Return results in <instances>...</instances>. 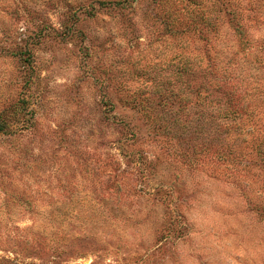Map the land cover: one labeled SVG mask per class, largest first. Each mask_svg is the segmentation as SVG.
Masks as SVG:
<instances>
[{
	"label": "rangeland",
	"instance_id": "1",
	"mask_svg": "<svg viewBox=\"0 0 264 264\" xmlns=\"http://www.w3.org/2000/svg\"><path fill=\"white\" fill-rule=\"evenodd\" d=\"M0 264H264V0H0Z\"/></svg>",
	"mask_w": 264,
	"mask_h": 264
}]
</instances>
